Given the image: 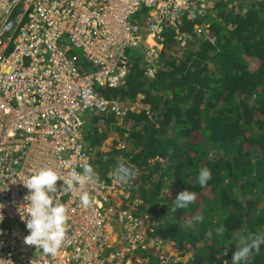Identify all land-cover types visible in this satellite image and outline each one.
Instances as JSON below:
<instances>
[{"label":"built area","instance_id":"1","mask_svg":"<svg viewBox=\"0 0 264 264\" xmlns=\"http://www.w3.org/2000/svg\"><path fill=\"white\" fill-rule=\"evenodd\" d=\"M218 1L0 0L4 264L148 263L143 262L145 254L138 253L149 252L152 219L133 214L145 204L139 192L141 171L134 164L120 162L104 182L87 186V208L80 204L79 190L63 197L68 230L54 257L24 244L29 233L17 212L28 194L23 183L41 168L67 175L81 171L84 163L91 165L87 125L92 115H115L120 124L129 112L143 108L140 102L109 100L101 92L127 85L130 51L142 56L145 77L154 79L162 62L164 34L174 30L185 46L193 37L181 33L183 20L211 14ZM145 11L144 26L136 25L135 18ZM65 161H70V169ZM158 250V259L167 264L170 252L164 246Z\"/></svg>","mask_w":264,"mask_h":264},{"label":"trees","instance_id":"2","mask_svg":"<svg viewBox=\"0 0 264 264\" xmlns=\"http://www.w3.org/2000/svg\"><path fill=\"white\" fill-rule=\"evenodd\" d=\"M236 1L219 0L211 14L185 18L180 31L193 39L183 47L168 30L163 47L180 53L164 52L154 79L145 77L142 57L131 54L127 85L101 90L109 100H139L149 110L129 112L121 125L115 115L96 114L87 125L98 181L120 162L137 166L145 204L133 214L152 219L151 238L160 234L181 256L192 254L186 263L172 257L169 264H232L240 239L264 231V0H247L245 12L230 7ZM144 16L136 25L144 26ZM111 135L118 140L104 152ZM202 167L213 177L207 188L197 182ZM186 190L196 201L169 213ZM196 215L203 222L185 227ZM220 226L223 236L215 233ZM247 264H264V246Z\"/></svg>","mask_w":264,"mask_h":264},{"label":"clouds","instance_id":"3","mask_svg":"<svg viewBox=\"0 0 264 264\" xmlns=\"http://www.w3.org/2000/svg\"><path fill=\"white\" fill-rule=\"evenodd\" d=\"M168 51L163 47L162 60L164 57L163 53L168 54ZM129 54L130 63L131 54L141 56L136 50H131ZM134 102L141 103L139 100ZM141 106L143 108L136 110V112L149 110V106H143L142 104ZM121 124L118 121V125ZM64 167L70 169V161H65ZM212 178L209 168L202 167L199 169L197 182L201 188H207ZM98 180V173L88 163L82 165L81 171L70 170L67 175L60 174L53 168H41L38 172L30 175L26 182L23 183V186L28 190V194L23 198L24 203L17 207L21 222L25 223L29 233L24 237V244L34 246L43 255L53 257L58 255L66 237L69 221L68 209L61 202L63 197L68 194L71 197L74 192L79 190L81 192L79 197L80 204L84 208H87L90 206V196L86 188L89 185L97 183ZM58 181L62 182V186L58 187ZM196 199L197 194L195 192L186 190L179 193L177 198L173 200L172 206L169 207V213L188 209ZM3 207V205H0V223H3L4 220V216L2 215ZM203 220V216L196 215L191 220L186 221L185 227L192 228L194 224L202 223ZM224 232L223 226L215 229L217 236H223ZM0 235H2V232H0ZM206 236L212 238L213 232L209 230ZM262 246H264V231H258L241 238L237 250L232 255V264H247L252 255H258L261 252ZM143 254L140 253L139 255L143 256ZM227 254V251L223 252L224 256H227ZM4 262V260H0V264H4ZM224 264H227V261Z\"/></svg>","mask_w":264,"mask_h":264},{"label":"rangeland","instance_id":"4","mask_svg":"<svg viewBox=\"0 0 264 264\" xmlns=\"http://www.w3.org/2000/svg\"><path fill=\"white\" fill-rule=\"evenodd\" d=\"M248 6H249V3L247 2V0H238V1H236L233 4L230 5L231 8L232 7H236V9H238V10H241L240 8H242L241 11H244V12L247 11ZM181 46L183 47L184 45H181ZM177 51H179V48H177V46H175L174 48H170V50L168 51V53H169V55H171V54L176 55ZM179 53H180V51H179ZM256 62H257L256 60H254V61L250 60V64H254L255 65ZM115 140H118L117 136L116 135H111L110 138L107 140L108 142L106 141L105 148H103V151L104 152H109L110 149H111V147L113 146V142ZM108 143H110V146H107ZM153 162L154 161H152V163ZM149 241H151V243L149 244V251L151 250V253H149L147 251L146 253H144L145 255L143 256V258H144L143 259V262H145V263L148 262L147 264H150V262L152 261L151 260V257H154V258L157 257L158 258V257L161 256V253L158 250L159 246H161V247L164 246V248L167 251L170 252V255H169L170 258L171 257H175V258L177 257L178 260L183 261L185 263L192 256L191 253L186 254L185 256H181L180 255L181 253L179 252V249H177L174 244H171V243L168 244V242H165L164 238L161 237L160 234L157 235V236H155L154 238H151L149 236ZM152 242H154V243H152ZM161 242H162V245H161ZM166 250H165V252H166ZM167 264H169V263H167Z\"/></svg>","mask_w":264,"mask_h":264},{"label":"crops","instance_id":"5","mask_svg":"<svg viewBox=\"0 0 264 264\" xmlns=\"http://www.w3.org/2000/svg\"><path fill=\"white\" fill-rule=\"evenodd\" d=\"M110 141V140H109ZM108 142V141H107ZM106 144V143H105ZM107 146H110V143H108V145ZM103 148H105V145L102 147V150H103Z\"/></svg>","mask_w":264,"mask_h":264},{"label":"water","instance_id":"6","mask_svg":"<svg viewBox=\"0 0 264 264\" xmlns=\"http://www.w3.org/2000/svg\"><path fill=\"white\" fill-rule=\"evenodd\" d=\"M129 148H131V145H129Z\"/></svg>","mask_w":264,"mask_h":264}]
</instances>
